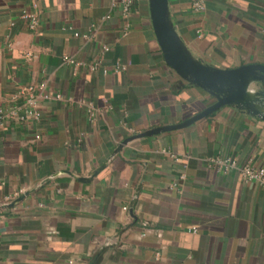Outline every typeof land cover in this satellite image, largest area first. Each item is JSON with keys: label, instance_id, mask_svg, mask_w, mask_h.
<instances>
[{"label": "crops", "instance_id": "1", "mask_svg": "<svg viewBox=\"0 0 264 264\" xmlns=\"http://www.w3.org/2000/svg\"><path fill=\"white\" fill-rule=\"evenodd\" d=\"M168 20L195 61L264 64V0H168ZM214 100L166 64L147 0H0V202L23 194L0 264H264V186L220 166L264 167V83L139 136Z\"/></svg>", "mask_w": 264, "mask_h": 264}, {"label": "water", "instance_id": "2", "mask_svg": "<svg viewBox=\"0 0 264 264\" xmlns=\"http://www.w3.org/2000/svg\"><path fill=\"white\" fill-rule=\"evenodd\" d=\"M151 26L164 61L186 80L208 90L215 100L200 112L184 122L158 127L139 134L148 135L163 130L186 127L206 117L219 108L235 104L240 105L247 97V87L251 81L264 83V64L248 63L233 68H220L187 57L178 42L177 36L168 20V0H147ZM264 115V112L263 114ZM85 180L86 178H80ZM23 194L6 206H12L21 200Z\"/></svg>", "mask_w": 264, "mask_h": 264}, {"label": "built area", "instance_id": "3", "mask_svg": "<svg viewBox=\"0 0 264 264\" xmlns=\"http://www.w3.org/2000/svg\"><path fill=\"white\" fill-rule=\"evenodd\" d=\"M205 1L206 0H191V9L196 13L202 12L205 8ZM115 2L116 3L118 2L124 11H127L131 7V5L135 2V0H115ZM22 16L24 18H28L29 28L31 30H35L37 27V15L34 13L22 12ZM75 35H77V33H75ZM104 49H106V47H104ZM28 55L29 54L26 53V56ZM92 68H95V67L93 66ZM35 88L36 89L38 88V90H41L42 86L40 85V86L35 87L32 85H26L20 89L21 93H24L27 95L25 104L28 107H32L35 104V98L33 97V91ZM55 98H60V95L56 94ZM27 112L31 115H34L35 117L38 114V112L35 110H32L31 112V109H27ZM220 166L221 167L224 166L225 169L228 167L236 168L239 170L240 176L243 181L249 182V183L254 182V183L264 186V167L263 166L253 165L249 162H245L241 165H237L235 164V162L229 161V160L222 161ZM12 198H13L12 196H6L4 198V201L0 202V216L2 215V210L4 206L10 203L12 201ZM68 264H74V263L73 261H69Z\"/></svg>", "mask_w": 264, "mask_h": 264}]
</instances>
